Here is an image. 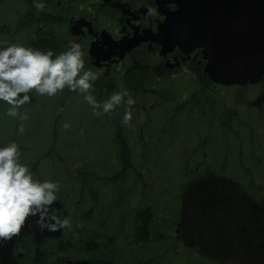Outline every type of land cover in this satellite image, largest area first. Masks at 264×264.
<instances>
[{
  "label": "rangeland",
  "instance_id": "374dc122",
  "mask_svg": "<svg viewBox=\"0 0 264 264\" xmlns=\"http://www.w3.org/2000/svg\"><path fill=\"white\" fill-rule=\"evenodd\" d=\"M21 1L0 0V40L29 45L36 38L35 27L27 25L29 13H25ZM104 15L111 14H103L107 19ZM98 23L104 25L102 21ZM56 30L62 38L57 52L67 48L73 39L81 43L85 67L99 75L91 91L97 100L106 99L113 90L97 86L102 74L90 63L88 42L71 36L63 24L57 25ZM196 75L203 76L201 73ZM172 88L176 99L168 102L170 107L166 110L163 104L158 105L153 114L154 138L148 139L146 144L133 146L134 176L127 183L135 192L121 199L113 196L114 185L106 178L116 172L115 129L122 122L117 123L116 117L125 107L118 108V105L111 113L98 116L81 93L67 87L52 97L40 96L33 91L30 93L32 102L21 108L22 112H27L28 119L21 121L19 117L5 115L8 105L0 102V143L16 140L20 145L21 160L30 165L35 178L59 182L55 211L62 217L71 218V227L57 232L40 230L34 222H29L21 234L28 238L31 246L34 245L32 255H22L20 259L18 252H13L7 256V264H38L35 259L39 256L49 257L52 264L56 260L53 251L62 244L65 246L57 257L64 258L65 264L68 259L98 260L103 264L109 261L110 264H146L144 244L131 241L139 211L149 209L154 221L172 220L181 206L177 195L185 189L189 179L205 172L233 177L247 183V189L263 186L264 127L260 132L258 125H264V121L258 114H253V99L247 101L253 104L247 107L249 112L245 116L241 115L247 108L229 101L234 112L227 123L230 126L223 132L217 129L222 122L221 105L214 117L211 112L202 117L189 110L193 86L183 82ZM225 90L232 92L234 99L241 93L237 87ZM181 95H185L186 101ZM216 100L221 103L223 97L219 95ZM174 105L183 108L182 113L177 114L181 119H176L166 129L165 115ZM131 107L133 113L136 106ZM261 116L264 119V114ZM65 123L69 127H63ZM21 124L23 132L18 130ZM242 124L253 132L243 131ZM88 171L92 175L89 178L86 177ZM118 200H121L119 207L115 206Z\"/></svg>",
  "mask_w": 264,
  "mask_h": 264
},
{
  "label": "flooded vegetation",
  "instance_id": "af4514ba",
  "mask_svg": "<svg viewBox=\"0 0 264 264\" xmlns=\"http://www.w3.org/2000/svg\"><path fill=\"white\" fill-rule=\"evenodd\" d=\"M21 4L25 8L26 14L30 12L31 8L36 12L47 11L51 18L61 21L59 25L67 26L71 36L86 40L89 47L95 41L100 48L103 46L112 48L114 55L110 60L101 62L99 67L94 65L91 60L90 63L102 74L97 82L99 88L105 87L104 89L108 91H121L125 98L131 95L136 100L134 105L136 109L133 111L132 120L129 123L122 121L123 125L119 126L118 124L115 132L117 130L128 133L152 131L153 114L157 106L163 104L165 110L166 107H170L168 102L176 99L173 96L172 85L183 82L193 86L192 97L189 100L191 113L194 111V114L204 117L205 114L211 112V116L214 117L218 106H222L220 112L222 122L217 127L218 131L223 130L224 132L227 130V126H230L227 123L230 122L229 119L234 111L230 108L229 101H235L246 109L253 104L247 101L253 99L255 105L253 114H258V118L264 121L261 119V114H264V76L257 83L245 85L228 86L217 83L205 71L207 60L204 58L202 49L197 48L186 54L180 46H175L172 51L165 54L164 46L153 41L151 35L158 33L159 26L166 18L164 11L177 9V3L174 0H22ZM149 8L155 11L149 14ZM107 12H110L111 15H104L108 17L105 19L103 14ZM80 19H85L86 25L80 29V35H72V26ZM100 21L104 22L103 26L98 23ZM6 27L9 28V25ZM103 30H106L107 33L102 34ZM136 40H141L140 44L122 57L120 50L129 48ZM197 73H201L203 76H197ZM235 87L241 91L237 99L231 96L232 92L225 90ZM250 91L251 94H249ZM219 95L223 97L221 103L216 100ZM201 97L205 98L201 99ZM181 98L186 101L185 95H181ZM185 106L183 105L184 108ZM123 107H125L123 103L118 106V108ZM171 108L172 111L168 110V114L165 115L167 116L166 129L172 126V123L179 118L177 114H181L183 110L179 105L171 106ZM249 108L244 110V114L241 116H245V113L249 112ZM123 114L124 110L117 115V123H120L119 120H122ZM223 117H226L225 120ZM119 127L121 128L118 129ZM263 127V124L258 125V131L262 132ZM242 130L253 132L245 125ZM133 143L134 140L130 139L127 144L131 146ZM96 164L100 166L99 163ZM116 165L118 164L115 163L114 166L117 167ZM262 176L264 181V168H262ZM239 183L242 192L264 209V183L263 186L254 189H247V183ZM133 192L135 190L130 188L126 193L129 195ZM181 194L182 191L177 196L181 197ZM177 208L178 206H176V211ZM176 213L175 218L170 221L150 220L147 223V231L142 240L146 264H220L201 255L197 247L185 246L178 231L181 211ZM139 233V224L134 221L133 238L131 239L133 242L137 240L139 243ZM12 240H15L16 243L17 240L20 242L15 248L8 247L7 250H4L6 254H9L8 256L17 251L19 258L22 259V255L27 256L34 250V245L31 246L28 238L21 233L13 237Z\"/></svg>",
  "mask_w": 264,
  "mask_h": 264
},
{
  "label": "water",
  "instance_id": "95a60500",
  "mask_svg": "<svg viewBox=\"0 0 264 264\" xmlns=\"http://www.w3.org/2000/svg\"><path fill=\"white\" fill-rule=\"evenodd\" d=\"M178 8L164 11L166 18L152 34L164 53L180 46L186 54L203 49L205 71L217 83H257L264 74V0H174ZM90 23L88 22V25ZM85 19L72 26L80 35ZM92 29V27H91ZM107 33L106 30L102 34ZM121 49V56L140 44ZM94 65L111 59L112 48H89ZM179 231L186 246L222 264L264 262V209L226 177L193 180L182 195ZM68 264H94L87 260Z\"/></svg>",
  "mask_w": 264,
  "mask_h": 264
},
{
  "label": "clouds",
  "instance_id": "9594fccd",
  "mask_svg": "<svg viewBox=\"0 0 264 264\" xmlns=\"http://www.w3.org/2000/svg\"><path fill=\"white\" fill-rule=\"evenodd\" d=\"M153 11L148 9L149 14ZM84 56L81 43L75 39L59 52L0 40V102L8 105L5 115L26 120L28 114L21 108L32 102L30 93L52 97L67 87L81 93L98 116L111 113L123 103L122 121L129 123L136 100L131 95L125 98L121 91L97 100L91 89L99 75L85 67ZM18 130L24 131L23 124ZM59 191L58 181L34 177L30 165L21 160L16 140L0 143V243L18 236L29 222L48 232L71 227L70 216L62 217L55 211Z\"/></svg>",
  "mask_w": 264,
  "mask_h": 264
},
{
  "label": "trees",
  "instance_id": "16d2710c",
  "mask_svg": "<svg viewBox=\"0 0 264 264\" xmlns=\"http://www.w3.org/2000/svg\"><path fill=\"white\" fill-rule=\"evenodd\" d=\"M34 13V14H33ZM28 22L27 25L30 24V26L35 27V35L36 38L33 39L28 46L34 47V48H40V49H48L51 48L54 51L57 52L61 42L62 38L59 34V30H56V26L61 23L59 19H53L48 14L47 11L43 12H36L35 10L30 9V12L28 14ZM33 15V16H31ZM20 25L23 26L24 23L20 22ZM124 132V133H123ZM153 131H148L147 133L145 131H136L135 133H128L127 131L123 130H117L116 131V138H115V156L117 160L115 163L118 165V171H116L113 176H110L109 178H106V181L110 184L114 185L113 187V196H120L118 199H121L128 194L126 193L128 189L131 188V186L127 183L128 180L134 176V156H133V150L135 149L133 146L134 144H142L147 143L148 139H153ZM131 140H134L133 145H129L127 143ZM86 177L89 178L92 175L88 172L86 173ZM205 175H213L212 172H206ZM195 178V177H194ZM194 178L189 179L188 183L191 182ZM91 186V185H89ZM87 188V187H85ZM88 191H93L92 188H87ZM129 196V195H128ZM121 200H118L117 203H115V206L120 203ZM119 207V205H118ZM152 213L149 209L141 210L136 214L135 221L139 224V235L140 238H138L139 242H142L143 236L146 234L147 231V223L152 220ZM137 241V240H136ZM20 242V240H17V243L15 240L11 241H4L0 243V264H5V262H8L7 256L9 254H6L4 250H7L8 247H14ZM90 243V242H89ZM88 243V244H89ZM133 244L135 243L132 242ZM65 246V244H62ZM63 246H60L58 249H55L53 251V254L55 255V261L54 264H65V260L62 257H57L61 255V252L63 249ZM7 255V256H6ZM6 256V259H5ZM57 257V258H56ZM95 264H103V262H100L98 260H91ZM6 262V264H7ZM35 262L38 264H50L51 261L49 257H43L39 256L37 259H35ZM52 263V264H53ZM111 262H107V264H110Z\"/></svg>",
  "mask_w": 264,
  "mask_h": 264
}]
</instances>
